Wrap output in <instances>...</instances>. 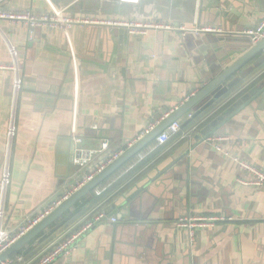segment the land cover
Wrapping results in <instances>:
<instances>
[{
  "label": "crops",
  "instance_id": "crops-1",
  "mask_svg": "<svg viewBox=\"0 0 264 264\" xmlns=\"http://www.w3.org/2000/svg\"><path fill=\"white\" fill-rule=\"evenodd\" d=\"M51 4L76 22L133 18L166 23L172 30L140 36L100 24L75 22L52 29L0 21V64L16 60L17 66L14 72L0 71V225L12 236L76 186L74 137L82 140L79 148L95 153L87 170L124 153L152 131L149 126L155 129L238 59L249 47L241 31L264 19V0H141L135 7L113 0ZM52 7L46 0L2 4L38 16ZM207 27L219 31L193 33ZM254 60L226 84L233 85L264 60V52ZM17 73L18 90L13 87ZM252 89L258 92L248 104L201 136ZM263 92L264 68L216 101L190 130L181 129L151 151L155 138L98 186H112L101 201L24 264H37L98 213L105 217L93 221L75 247L52 264H264V184H250L254 177L239 165L264 173V100L256 99ZM194 113L176 121L183 127ZM218 135L227 140L219 144L220 151L204 142ZM194 217L224 221L195 229L190 244L188 230L177 223Z\"/></svg>",
  "mask_w": 264,
  "mask_h": 264
},
{
  "label": "built area",
  "instance_id": "built-area-1",
  "mask_svg": "<svg viewBox=\"0 0 264 264\" xmlns=\"http://www.w3.org/2000/svg\"><path fill=\"white\" fill-rule=\"evenodd\" d=\"M52 7L51 0H46ZM119 5H125V6H139L141 3V0H113ZM3 0H0V21H6L11 24H22L26 25L30 28H61V27H67L76 21H73L70 18H66L61 16V10L60 8L55 9L52 7V11L42 14L40 16L29 12V11H10L7 9L2 8ZM81 25L86 24H100V25H108V26H114V27H124L127 29L128 33L130 35H144L148 30H165L170 31L172 30V27L166 23L162 22H153V21H136L133 18H130L126 21H112V22H103V21H91V20H85V21H78L76 22ZM181 32H188L184 27L178 28ZM193 33L201 32H209V33H215L219 30L214 28H204V29H193ZM241 35L248 37L253 43L256 41H259L264 38V19L260 20L255 26L247 28L243 31H241ZM16 61V60H15ZM13 61L8 64H0V71H10L14 72L17 70L16 62ZM20 77H18V73L16 74V80L14 84V88L18 90L20 85ZM188 119H191V115H188ZM154 126H149L148 131L153 130ZM182 124L178 121L173 122L169 127H167L162 133H160L155 140L154 146L151 149L154 150L158 147L164 146L167 141L169 140L171 135L176 134L177 132L181 131ZM74 143V149H73V155H72V164L77 167L78 169V180L76 183V186L72 190V192L69 195L64 196L61 200L53 202V204L41 215L38 216V218L32 219L27 223V226L18 233V235H11L8 231H5L0 225V255L6 251L18 238H20L22 235H24L29 229H31L34 225H36L40 220H42L46 215H48L52 210H54L56 207H58L62 202H64L66 199L70 197L73 193L78 191L80 188H82L84 185H86L88 182H90L96 175H98L100 172H102L108 165L113 163L116 159L120 157L121 153L113 154L111 155L107 161L104 164H101L99 167L93 170H87V166L89 163H91L94 154L93 152H89L86 150H82L79 148V145L81 144L82 140L80 138H73L72 139ZM223 141H227L225 137L222 136H210L207 137L204 142L209 143L212 145L215 150L220 151L219 144ZM76 145V147H75ZM107 149V143H104L102 145V150ZM140 158H143L142 156ZM137 162L132 164L130 167L127 168V170L132 169ZM240 167L245 173L251 175L254 177V179L251 181L250 184L255 186H261L264 184V173L259 171L256 167H253L252 165H249L244 162H240ZM8 169L6 168L4 170V174L1 181V186L3 189L8 185ZM111 184L106 185L105 187H97L95 188L94 194L100 195L102 194L106 189L110 187ZM1 217V214H0ZM105 217L104 213H98L94 218L93 221H99L102 220ZM93 221H89L85 223L82 227L74 231L72 234H70L68 237L63 239L59 244H57L54 248H52L48 253H46L44 256L41 257V259L38 261L37 264H52L57 259L66 256L74 247L76 244V240L83 235L85 232L90 230L93 227ZM111 223L116 222V218L112 217L110 218ZM224 219L219 217H194L193 219H181L177 223V227L186 228L189 233V243L193 244L195 234V229L199 228H206V227H212L214 223L216 222H223ZM23 259L21 256L17 257H11L1 264H17L22 263Z\"/></svg>",
  "mask_w": 264,
  "mask_h": 264
},
{
  "label": "water",
  "instance_id": "water-1",
  "mask_svg": "<svg viewBox=\"0 0 264 264\" xmlns=\"http://www.w3.org/2000/svg\"><path fill=\"white\" fill-rule=\"evenodd\" d=\"M246 39H248L249 47L243 51V54L238 59H236L230 66L226 67V69L221 71L213 79H211V81H209L207 85L202 87L195 95H193L183 105L175 110L160 125H158L155 129H153L151 132L137 141V143L131 146L122 155H120L118 159L108 165L90 182L70 195L68 199L62 202L58 207L52 210L36 225L29 229L24 235L18 238L6 251H4L0 255V264L5 260L11 258L15 253L27 246L37 236H39L41 233L50 228V226L55 224L56 221L59 220L62 216L71 211L77 203L81 202L83 198L89 195L95 188L100 186L101 183H103L111 175L116 173L132 158L138 156L161 132H163L173 122L178 120L189 111H195L192 118H197L200 114L208 111L216 101H218L223 95H225L234 86V84L240 80V78L239 76L236 77V79L233 81V85L228 83L226 84L227 80L244 66L251 63L255 58L263 55L264 38L254 43L248 37H246ZM257 92L258 89H252L249 93L243 95L230 108H228L222 114V116L218 117L215 121L210 123V125L201 132V136L205 137L209 135L211 133L210 129L214 127L217 122L223 121L224 118L230 117L234 112L243 108L245 104H248L252 100V98H254V95ZM258 98H262L264 100V92L256 97V99Z\"/></svg>",
  "mask_w": 264,
  "mask_h": 264
},
{
  "label": "trees",
  "instance_id": "trees-1",
  "mask_svg": "<svg viewBox=\"0 0 264 264\" xmlns=\"http://www.w3.org/2000/svg\"><path fill=\"white\" fill-rule=\"evenodd\" d=\"M254 61L255 60H253V62ZM263 68H264V60H262L256 66H254V68L251 69L248 73L243 75V77L237 83L234 84V86L232 87V89L230 91L232 92L233 89H235L241 83L245 84L246 82L251 81ZM257 80L253 81L252 84L250 85V87H248V88L250 89V88L254 87L257 84ZM230 91L227 92L222 97L224 99L227 98L229 96L228 94L230 93ZM233 101L234 100H231V102L229 104H231V103L233 104ZM204 114L203 115L200 114L197 118H192L191 120H189L182 127V130L183 131L190 130L192 128L193 124L196 123V121H199L200 118H202L204 116ZM111 189H112V186L110 188H108L105 192H103L99 196H97L93 192H91L89 194V199H87L82 204L77 203L71 211L66 213L59 220H57L55 224L50 226V228L48 229L47 232L41 233L33 241H31L26 247L22 248L21 250H19L17 253H15L12 256V257H17V256L22 257L23 262L17 263V264H24L25 262H28V261H31L32 259H34L37 255H39V253L41 251H43L47 246H49L53 241H55L63 232H65L70 226H72L79 218H81L84 214H86L92 208V206L96 205L99 201H101L102 198Z\"/></svg>",
  "mask_w": 264,
  "mask_h": 264
}]
</instances>
